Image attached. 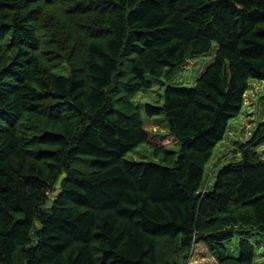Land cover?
<instances>
[{"label":"trees","instance_id":"obj_1","mask_svg":"<svg viewBox=\"0 0 264 264\" xmlns=\"http://www.w3.org/2000/svg\"><path fill=\"white\" fill-rule=\"evenodd\" d=\"M213 49L194 87L145 106L178 154L127 160L149 141L136 95ZM250 80L264 82V0H0V264H161L162 239L181 264L199 245L254 264L249 239L225 245L264 235L259 144L203 189Z\"/></svg>","mask_w":264,"mask_h":264},{"label":"rangeland","instance_id":"obj_2","mask_svg":"<svg viewBox=\"0 0 264 264\" xmlns=\"http://www.w3.org/2000/svg\"><path fill=\"white\" fill-rule=\"evenodd\" d=\"M215 50L209 54L191 58L181 71L171 81L164 78L155 80L153 88L138 93L134 99L136 105L142 112L145 122V130L149 134V141L139 145L133 152L127 154L126 159L135 162L165 163V154L157 152L158 149H165L175 154L181 149L180 144L170 134L165 116L149 118L145 113L147 104L160 106L163 103L164 90L167 86L187 87L195 86L200 74L213 62ZM149 79L153 80L149 77ZM34 124V123H33ZM254 139L259 146L256 152L264 159V82L250 80L249 90L245 94V105L240 115L233 119L228 126L223 141L215 149L211 160L205 167L203 189L212 190L218 171L224 166L241 160L240 150ZM39 227V225L37 224ZM249 239L256 248V261L254 264H264V235L256 232L237 233L226 245L229 255H238V244L241 239ZM162 248L161 264L178 262L181 264L182 251L177 250L175 242L160 240ZM198 254L195 256L194 264H214L213 257L205 256L207 249L203 245L198 246Z\"/></svg>","mask_w":264,"mask_h":264}]
</instances>
